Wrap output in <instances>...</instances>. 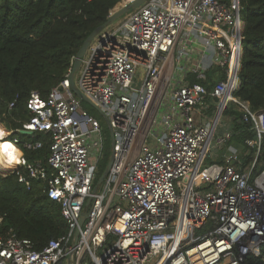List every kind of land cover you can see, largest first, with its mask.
Instances as JSON below:
<instances>
[{"label": "built area", "instance_id": "built-area-1", "mask_svg": "<svg viewBox=\"0 0 264 264\" xmlns=\"http://www.w3.org/2000/svg\"><path fill=\"white\" fill-rule=\"evenodd\" d=\"M242 30L239 0H147L92 38L74 82L111 130L112 163L98 185L106 137L71 90V68L47 96L32 92L31 116L16 131L48 134V155L25 159L42 141L5 128L2 140L18 156L0 175L15 174L27 189L24 172L41 180L68 231L40 250L14 233L0 236V264L264 261V167L256 171L254 159L238 169L232 145L206 165L212 144L231 135L222 121L229 104L256 128L248 145L264 133L256 124L264 109L251 111L234 95Z\"/></svg>", "mask_w": 264, "mask_h": 264}, {"label": "trees", "instance_id": "trees-1", "mask_svg": "<svg viewBox=\"0 0 264 264\" xmlns=\"http://www.w3.org/2000/svg\"><path fill=\"white\" fill-rule=\"evenodd\" d=\"M120 0H0V122L12 136L41 140L42 147L24 150L25 159L45 160L49 135L42 132L21 133L31 116L26 101L32 92L45 97L71 68L72 61L86 37L103 24ZM243 20V40L239 85L234 95L248 103L251 111L264 109V0H239ZM13 103V106H9ZM222 121L231 131L225 145L239 151L235 165L244 170L255 159V170L264 167V133L259 145L251 123L231 103ZM264 130V115L256 118ZM4 135V128L0 125ZM6 144L2 145L5 146ZM3 153V152H2ZM0 155V159L2 156ZM110 152L106 150L99 167L105 168ZM10 153L1 170L10 165ZM46 169L49 170L46 166ZM51 172V171H48ZM30 188L16 180L15 174L0 175V236L14 233L27 238L36 250L68 231L60 205L43 191L41 180L29 179ZM240 264H264L261 257L247 255Z\"/></svg>", "mask_w": 264, "mask_h": 264}, {"label": "water", "instance_id": "water-1", "mask_svg": "<svg viewBox=\"0 0 264 264\" xmlns=\"http://www.w3.org/2000/svg\"><path fill=\"white\" fill-rule=\"evenodd\" d=\"M145 1L147 0H133L130 3L126 4L125 6L119 7L118 9L114 10V11H110L106 21L101 24L100 26L96 27L87 37L86 39L83 41L80 49L78 50V52L76 53V55L73 58L72 61V65H71V69L70 72L68 74V79L70 81V87L71 90L73 91V93L80 99L86 101L88 104H90L92 107H94L96 110L97 107L88 99L86 98L81 91L76 87L75 82H74V77L76 75V72L78 70V67L80 65V61H81V57L84 55V52L88 46V44L90 43V41L92 40V38L99 33L104 27H106L107 25L114 23L115 21H117L118 19H120L122 16H124L125 14L131 12L132 10H135L136 8L140 7ZM110 136H111V130H110ZM112 163V157H109L104 170L102 171L101 175L99 176L98 180H97V185L103 180V178L105 177V175L107 174L110 166ZM86 216V213H82L79 221H78V226H81L84 218ZM78 227L75 229L73 237L74 240L77 239L78 236ZM68 264H72L71 260L68 262Z\"/></svg>", "mask_w": 264, "mask_h": 264}, {"label": "rangeland", "instance_id": "rangeland-1", "mask_svg": "<svg viewBox=\"0 0 264 264\" xmlns=\"http://www.w3.org/2000/svg\"><path fill=\"white\" fill-rule=\"evenodd\" d=\"M120 7L119 4H117L112 11L118 9ZM81 105L90 113L92 114L101 124L104 133H105V137H106V148L107 151H110L111 148V139H110V132L107 126V123L104 119V117L100 114V112L98 110H96L94 107H92L90 104H88L86 101L82 100ZM3 128L5 129V126L2 124ZM252 126L254 129H256L254 127V124L252 122ZM6 130V129H5ZM226 145L225 144H217V143H213L211 146V150H210V154L209 157L206 159V165L211 163L213 160H221L222 159V154L226 151Z\"/></svg>", "mask_w": 264, "mask_h": 264}, {"label": "crops", "instance_id": "crops-1", "mask_svg": "<svg viewBox=\"0 0 264 264\" xmlns=\"http://www.w3.org/2000/svg\"><path fill=\"white\" fill-rule=\"evenodd\" d=\"M4 132H5V133H4L3 136H2V133H0V143H1L2 145L9 143V144H11L12 147H13V150H12V152L10 153V157H9V159H10V165H9L8 167H6V169H7V168H9V167H11V166L14 165L15 161L17 160L18 151H17L16 147H15L10 141L2 140V138H3V137L5 136V134H6L5 129H4ZM15 149H16V150H15ZM1 153H2V147H0V155H1ZM6 169H5V170H6ZM5 170H0V171H5Z\"/></svg>", "mask_w": 264, "mask_h": 264}, {"label": "bare ground", "instance_id": "bare-ground-1", "mask_svg": "<svg viewBox=\"0 0 264 264\" xmlns=\"http://www.w3.org/2000/svg\"><path fill=\"white\" fill-rule=\"evenodd\" d=\"M5 146H7V147H5ZM5 146H2V144L0 143V147H2V152H3L2 156H1V159H0V170L3 167V163H5L7 161V155L9 153H11L12 150H13V147H12L11 144L7 143Z\"/></svg>", "mask_w": 264, "mask_h": 264}, {"label": "snow or ice", "instance_id": "snow-or-ice-1", "mask_svg": "<svg viewBox=\"0 0 264 264\" xmlns=\"http://www.w3.org/2000/svg\"><path fill=\"white\" fill-rule=\"evenodd\" d=\"M5 147H7V146H5Z\"/></svg>", "mask_w": 264, "mask_h": 264}]
</instances>
